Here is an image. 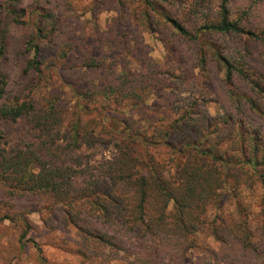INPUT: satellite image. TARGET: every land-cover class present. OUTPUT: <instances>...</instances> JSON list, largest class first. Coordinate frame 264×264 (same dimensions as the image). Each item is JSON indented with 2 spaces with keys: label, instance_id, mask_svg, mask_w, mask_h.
Masks as SVG:
<instances>
[{
  "label": "trees",
  "instance_id": "trees-1",
  "mask_svg": "<svg viewBox=\"0 0 264 264\" xmlns=\"http://www.w3.org/2000/svg\"><path fill=\"white\" fill-rule=\"evenodd\" d=\"M137 1L133 16L117 0L107 28L82 38L65 29L55 0H36L32 11L0 0V120L27 124L11 145L0 129V194L61 205L87 257L186 264L221 190L239 209L242 175L264 188V131L254 120L264 117V0ZM140 21L164 61L151 55ZM12 24L28 28L25 82L13 84ZM214 67L227 105L210 117ZM157 91L167 106L153 123L146 103ZM259 206L257 237L229 212L210 223L219 247L195 264H264V194Z\"/></svg>",
  "mask_w": 264,
  "mask_h": 264
},
{
  "label": "rangeland",
  "instance_id": "rangeland-1",
  "mask_svg": "<svg viewBox=\"0 0 264 264\" xmlns=\"http://www.w3.org/2000/svg\"><path fill=\"white\" fill-rule=\"evenodd\" d=\"M102 2L96 10V2ZM127 11L133 16L139 11L137 0H122ZM22 7L32 11V4L36 0H19ZM57 11L63 10V18L67 31L74 28L75 34L79 37H87L94 27L105 30L118 15L117 0H55ZM95 8V9H94ZM96 10V14L94 12ZM264 18V12L261 13ZM140 27L144 31L148 49L151 55L160 61L165 60L164 48L158 37L150 32L147 24L140 21ZM9 45V76L10 81L20 82L25 78L21 75V65L25 59L21 41L27 34L25 26L12 24L10 28ZM147 49V50H148ZM148 50V51H149ZM161 66H164L162 62ZM212 77H209L208 87L211 93L207 94L206 107L210 117L222 113L223 106L227 105L224 97V87L221 78L223 76L219 69L213 68ZM158 94L150 93L147 97L148 112L146 115L150 121L157 123L159 118L165 116L167 96L165 91H157ZM170 114L168 113L166 117ZM255 123L264 131V117L255 114ZM27 124L24 120H0V129L4 131L8 143L14 144L26 130ZM108 153V152H107ZM108 155V154H107ZM242 175L240 189L244 190L245 201L239 209L228 192L220 191L221 201L218 206L215 202L209 203L206 212L203 214L206 223L202 230L196 234L195 246L188 253L186 264H195L198 257L204 253L210 255L209 251L219 247V242L210 234V223L218 225L221 219L229 212H234L236 217H245L248 227L252 230L254 237H257L259 224L262 221L259 199L264 194L263 185L251 173ZM231 184H235L229 178ZM235 194L230 191V195ZM81 236L78 229L67 220L62 206L54 204L49 198L43 196L36 200L31 199H10L0 194V264H147L141 260L136 263L134 258H122L118 256L115 260L104 263L101 258H90L81 252ZM86 249V248H85ZM92 251L91 248H89ZM89 255V254H88ZM172 264V263H167Z\"/></svg>",
  "mask_w": 264,
  "mask_h": 264
}]
</instances>
